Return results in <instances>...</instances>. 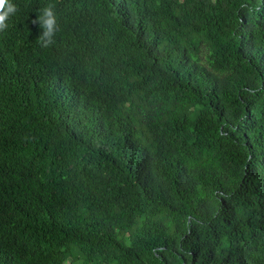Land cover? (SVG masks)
<instances>
[{
    "label": "trees",
    "instance_id": "16d2710c",
    "mask_svg": "<svg viewBox=\"0 0 264 264\" xmlns=\"http://www.w3.org/2000/svg\"><path fill=\"white\" fill-rule=\"evenodd\" d=\"M13 2L0 264H264V4Z\"/></svg>",
    "mask_w": 264,
    "mask_h": 264
},
{
    "label": "clouds",
    "instance_id": "9594fccd",
    "mask_svg": "<svg viewBox=\"0 0 264 264\" xmlns=\"http://www.w3.org/2000/svg\"><path fill=\"white\" fill-rule=\"evenodd\" d=\"M260 3L264 4V0H260ZM241 7L244 8L248 6L242 4ZM249 11H259V8H249ZM17 12L18 8L13 0H0V33H3L8 29L10 19L14 17ZM36 22H38L40 29H42L37 37L40 46L42 48H47L53 45L58 30L57 17L54 8L51 5L45 6L41 13L36 17L34 23Z\"/></svg>",
    "mask_w": 264,
    "mask_h": 264
}]
</instances>
